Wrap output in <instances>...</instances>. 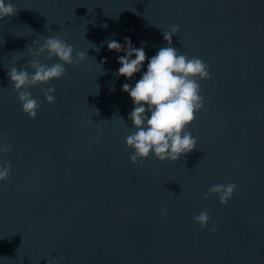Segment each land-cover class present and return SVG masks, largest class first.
<instances>
[{"label":"water","instance_id":"1","mask_svg":"<svg viewBox=\"0 0 264 264\" xmlns=\"http://www.w3.org/2000/svg\"><path fill=\"white\" fill-rule=\"evenodd\" d=\"M14 3L17 14L0 20V143L12 149L0 153L12 163L0 183V264H264V0ZM172 25V46L213 77L201 81L205 107L189 129L197 148L179 162L133 164L125 139L134 104L121 89L140 74L116 77L124 53L104 42L130 37L150 58ZM50 35L90 59L53 82L54 104L31 90L41 102L33 120L7 68L18 53L24 67L27 47ZM226 183L238 185L226 207L204 198ZM202 211L207 228L193 220Z\"/></svg>","mask_w":264,"mask_h":264},{"label":"clouds","instance_id":"2","mask_svg":"<svg viewBox=\"0 0 264 264\" xmlns=\"http://www.w3.org/2000/svg\"><path fill=\"white\" fill-rule=\"evenodd\" d=\"M18 10L14 0H0V20L13 18ZM103 27L106 29L107 25ZM179 31L178 25L162 31L167 46H162L150 58L146 55L145 46H134L130 37H125L123 45L114 38L104 42L109 51L124 53L118 56L120 67L114 73L116 77L131 81L140 74V79L134 86L125 83L121 89L130 96L134 104L128 116L133 130L125 139L126 146L131 150L129 159L133 164H142L153 157L161 162H179L197 148L198 141L189 129L195 122L196 114L205 107L201 81L213 77L209 66L201 58L190 57L172 46L173 37ZM89 43L97 52L100 51L94 43ZM26 51L30 57L27 64L17 67L18 62L25 58L18 53L19 61L7 68V75L24 114L35 120L41 109V102L32 95L31 90L39 88L47 103L54 104L56 88L52 86L53 82L66 77L67 66L90 58L87 51L77 52L66 39L56 35L47 36L42 42L36 40ZM42 58L47 62H43ZM95 63L102 66L96 61ZM11 151L9 145L0 143V153ZM11 173L10 161L0 163V183L9 181ZM237 189L238 185L235 183L213 184L204 198L218 196L220 203L226 207ZM161 214L167 215L166 207L161 208ZM193 220L201 228H207L211 216L207 211H202ZM211 231H216L215 226Z\"/></svg>","mask_w":264,"mask_h":264}]
</instances>
